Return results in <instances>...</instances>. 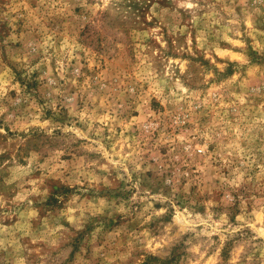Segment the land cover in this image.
<instances>
[{"label":"rangeland","instance_id":"obj_1","mask_svg":"<svg viewBox=\"0 0 264 264\" xmlns=\"http://www.w3.org/2000/svg\"><path fill=\"white\" fill-rule=\"evenodd\" d=\"M0 264H264V0H0Z\"/></svg>","mask_w":264,"mask_h":264}]
</instances>
